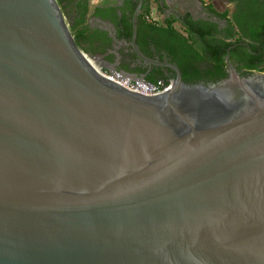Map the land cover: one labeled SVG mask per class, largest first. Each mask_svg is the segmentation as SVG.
<instances>
[{
  "label": "water",
  "instance_id": "1",
  "mask_svg": "<svg viewBox=\"0 0 264 264\" xmlns=\"http://www.w3.org/2000/svg\"><path fill=\"white\" fill-rule=\"evenodd\" d=\"M135 49L171 89L97 73L58 0H0V264H264V71Z\"/></svg>",
  "mask_w": 264,
  "mask_h": 264
},
{
  "label": "flooded vegetation",
  "instance_id": "2",
  "mask_svg": "<svg viewBox=\"0 0 264 264\" xmlns=\"http://www.w3.org/2000/svg\"><path fill=\"white\" fill-rule=\"evenodd\" d=\"M250 1L254 2L248 5ZM64 3L73 9V15L78 3L81 9L88 8L85 24L91 29L89 53L100 57L107 68L148 83L175 78L176 71L170 65L145 60L135 47L144 57L174 64L181 72L179 32L185 36L192 32V63L202 74L215 71L214 64L204 58L209 54L224 58L225 73L229 67L243 74L264 68L263 38L250 36L251 27L264 22V0H64ZM146 10L147 22L143 20ZM248 12L258 14L256 22H250ZM227 42L232 44L226 47ZM253 45L257 51H253ZM251 54L258 56L256 68L243 65Z\"/></svg>",
  "mask_w": 264,
  "mask_h": 264
},
{
  "label": "trees",
  "instance_id": "3",
  "mask_svg": "<svg viewBox=\"0 0 264 264\" xmlns=\"http://www.w3.org/2000/svg\"><path fill=\"white\" fill-rule=\"evenodd\" d=\"M59 4L62 7V10L67 17V21L69 22V28L71 30V33L74 36V40L77 43V45L84 50L85 52L89 53L92 51V44L90 43V37H91V29L85 24L86 21V14L88 8L81 9L82 6L77 4L76 13L73 15L71 14V11L73 9H69L67 4L64 3V0H58ZM254 1H250V3H253ZM254 11V10H253ZM145 16H143V20L147 22V15L148 10L145 11ZM248 18L250 22H256V18L258 17V14L256 12H248L247 13ZM188 31V29H186ZM189 32V36H185L182 33L179 32V67L181 69L182 73V79L186 82H215L227 75L223 71V67L225 65V61L223 57H216L212 55H205V59L208 62H212L214 64L215 71H209L204 74H202L196 66L192 63L193 55L191 52V44H190V38L192 37V32ZM242 35H239L238 39L240 40V37ZM250 36L253 37V39H259L263 38L262 41L264 42V22H260L258 25L252 26L250 31ZM232 44L231 42L226 43L230 46ZM258 48L253 45V51H257ZM231 57L233 54V49L230 50ZM223 54H226L225 50L223 51ZM257 57L255 54H251L249 58H247V61L243 64L245 67L249 68H256L257 63ZM260 58V57H259ZM264 71V68L261 69ZM167 80V79H166ZM165 80V81H166ZM152 82H155V80H151Z\"/></svg>",
  "mask_w": 264,
  "mask_h": 264
},
{
  "label": "built area",
  "instance_id": "4",
  "mask_svg": "<svg viewBox=\"0 0 264 264\" xmlns=\"http://www.w3.org/2000/svg\"><path fill=\"white\" fill-rule=\"evenodd\" d=\"M86 56H89L87 53H85ZM92 57V56H89ZM94 58H97L101 61V65L99 66V74L106 78L109 81H112L113 83H116L130 91L137 92L143 95H157L164 93L172 88L175 78H168L166 81L160 83H148L138 78H133L128 75H125L117 70H112L107 68L103 61L93 56Z\"/></svg>",
  "mask_w": 264,
  "mask_h": 264
},
{
  "label": "bare ground",
  "instance_id": "5",
  "mask_svg": "<svg viewBox=\"0 0 264 264\" xmlns=\"http://www.w3.org/2000/svg\"><path fill=\"white\" fill-rule=\"evenodd\" d=\"M85 56L86 61L89 63V65L97 72H99V66L102 64L101 61L94 57Z\"/></svg>",
  "mask_w": 264,
  "mask_h": 264
},
{
  "label": "crops",
  "instance_id": "6",
  "mask_svg": "<svg viewBox=\"0 0 264 264\" xmlns=\"http://www.w3.org/2000/svg\"><path fill=\"white\" fill-rule=\"evenodd\" d=\"M92 1L96 2V1H98V0H92Z\"/></svg>",
  "mask_w": 264,
  "mask_h": 264
}]
</instances>
